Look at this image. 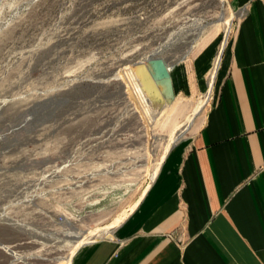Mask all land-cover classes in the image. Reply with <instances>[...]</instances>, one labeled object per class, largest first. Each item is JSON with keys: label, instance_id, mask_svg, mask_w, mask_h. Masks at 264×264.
Wrapping results in <instances>:
<instances>
[{"label": "rangeland", "instance_id": "1", "mask_svg": "<svg viewBox=\"0 0 264 264\" xmlns=\"http://www.w3.org/2000/svg\"><path fill=\"white\" fill-rule=\"evenodd\" d=\"M243 11L229 0H0V264H72L113 237L201 126ZM213 42L198 82L190 64Z\"/></svg>", "mask_w": 264, "mask_h": 264}, {"label": "crops", "instance_id": "2", "mask_svg": "<svg viewBox=\"0 0 264 264\" xmlns=\"http://www.w3.org/2000/svg\"><path fill=\"white\" fill-rule=\"evenodd\" d=\"M229 1L244 11L201 126L113 237L72 264H264V0ZM216 52L213 42L193 57L198 82Z\"/></svg>", "mask_w": 264, "mask_h": 264}, {"label": "water", "instance_id": "3", "mask_svg": "<svg viewBox=\"0 0 264 264\" xmlns=\"http://www.w3.org/2000/svg\"><path fill=\"white\" fill-rule=\"evenodd\" d=\"M159 61H161V60H159ZM163 65H164L163 68L165 69L166 74H165L164 78L161 79V80L164 83V87L166 88L165 90L167 91V93L169 94V96H171V79H170V75H169V70H167L165 68V64L164 63H163Z\"/></svg>", "mask_w": 264, "mask_h": 264}, {"label": "bare ground", "instance_id": "4", "mask_svg": "<svg viewBox=\"0 0 264 264\" xmlns=\"http://www.w3.org/2000/svg\"><path fill=\"white\" fill-rule=\"evenodd\" d=\"M163 78H164V77H163ZM163 78H162V79H163ZM160 81H162V80H160ZM122 221H123V220H122ZM91 240H92V239L90 238L89 241H91ZM82 241H83V239L81 240V243H82ZM84 242H85V241H84ZM81 243H80V245H81ZM70 261H71V260H70Z\"/></svg>", "mask_w": 264, "mask_h": 264}]
</instances>
